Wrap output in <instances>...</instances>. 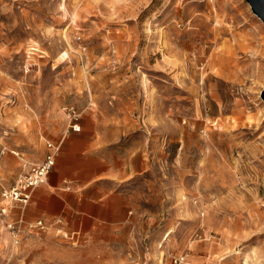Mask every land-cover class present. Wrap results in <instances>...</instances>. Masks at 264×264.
<instances>
[{
  "label": "rangeland",
  "instance_id": "rangeland-1",
  "mask_svg": "<svg viewBox=\"0 0 264 264\" xmlns=\"http://www.w3.org/2000/svg\"><path fill=\"white\" fill-rule=\"evenodd\" d=\"M117 76L151 113L131 219L73 237L53 170L5 202ZM0 264H264V20L247 0H0Z\"/></svg>",
  "mask_w": 264,
  "mask_h": 264
},
{
  "label": "crops",
  "instance_id": "crops-1",
  "mask_svg": "<svg viewBox=\"0 0 264 264\" xmlns=\"http://www.w3.org/2000/svg\"><path fill=\"white\" fill-rule=\"evenodd\" d=\"M99 84L106 86L103 94L95 95L99 107H88L79 132H66L48 180L51 188L61 191L51 193L50 211L65 219L62 214L75 208L80 226L72 230L73 237L82 233L84 221L88 229L113 232L122 228L137 209L138 182L147 176L152 163L146 143L137 136L152 128L147 102L140 106L139 92L131 88L137 86L135 79L104 77ZM62 184H67L66 191L85 190L71 197L61 190Z\"/></svg>",
  "mask_w": 264,
  "mask_h": 264
},
{
  "label": "built area",
  "instance_id": "built-area-1",
  "mask_svg": "<svg viewBox=\"0 0 264 264\" xmlns=\"http://www.w3.org/2000/svg\"><path fill=\"white\" fill-rule=\"evenodd\" d=\"M69 111L72 121L71 128L73 131L78 132L81 129L80 124L78 123L79 114L73 109H70ZM47 148L48 152L43 162L38 165H33L25 174L18 178L14 186L3 190L1 196L5 202L7 201L21 206H26L30 202L34 190L46 181L56 165L60 151V144L48 143ZM3 212H6V210H3ZM61 222V220H57L55 225ZM30 227L39 228L41 230H46L48 228L43 220L31 224Z\"/></svg>",
  "mask_w": 264,
  "mask_h": 264
},
{
  "label": "water",
  "instance_id": "water-1",
  "mask_svg": "<svg viewBox=\"0 0 264 264\" xmlns=\"http://www.w3.org/2000/svg\"><path fill=\"white\" fill-rule=\"evenodd\" d=\"M256 15L264 20V0H247Z\"/></svg>",
  "mask_w": 264,
  "mask_h": 264
},
{
  "label": "bare ground",
  "instance_id": "bare-ground-1",
  "mask_svg": "<svg viewBox=\"0 0 264 264\" xmlns=\"http://www.w3.org/2000/svg\"><path fill=\"white\" fill-rule=\"evenodd\" d=\"M68 56V54L67 53H64V54H62L61 56H60V59H65L66 57Z\"/></svg>",
  "mask_w": 264,
  "mask_h": 264
}]
</instances>
